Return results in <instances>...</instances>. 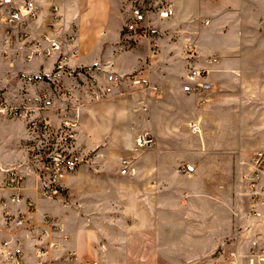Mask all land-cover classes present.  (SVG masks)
Instances as JSON below:
<instances>
[{"label":"rangeland","instance_id":"1","mask_svg":"<svg viewBox=\"0 0 264 264\" xmlns=\"http://www.w3.org/2000/svg\"><path fill=\"white\" fill-rule=\"evenodd\" d=\"M210 2L194 0V6L202 9ZM168 3L173 1L116 0L120 39L89 65L79 62L58 69L0 49V100L28 107L51 123L44 137L25 119L0 114V134L3 130L8 141L0 165L33 177L28 150L42 141H55L83 158L65 179L59 198L41 200L42 213L54 216L66 230L65 236L54 235L59 244L45 260L57 264L62 252L74 249L78 260L90 264H218L239 239L259 240L262 235L258 216L264 214V200L248 210L244 199L252 201L247 187L252 156L264 151V76L227 77L228 92L219 95L218 87L208 101L184 93L189 70L201 68L207 56L201 50L198 57L189 56L191 33L182 36L172 21L158 18V10ZM137 6L149 11L150 37L145 32L128 37L125 32ZM63 21L68 29L64 16ZM244 24L238 27L236 53L242 61L250 47ZM259 32L264 35V28ZM152 39L160 44L155 57ZM258 41L261 48L264 42ZM139 73L150 74L160 91L121 87L100 97L91 94L94 86L105 88ZM65 119L75 126L64 128ZM193 123L200 132H193ZM142 134L152 136L153 142L140 147L137 138ZM124 159L130 160L128 175L120 173ZM185 164L195 165V173L181 171ZM38 242L47 249L46 238L28 239L25 264H39ZM238 264H247L246 259Z\"/></svg>","mask_w":264,"mask_h":264},{"label":"built area","instance_id":"2","mask_svg":"<svg viewBox=\"0 0 264 264\" xmlns=\"http://www.w3.org/2000/svg\"><path fill=\"white\" fill-rule=\"evenodd\" d=\"M46 10L48 14L45 17ZM157 14L161 20L171 19L175 14L173 4L164 5ZM42 18V29L37 31ZM63 22L60 0H0L1 53L8 52L10 55L11 52H14L12 55L15 58L19 57L26 61L54 59L55 68L63 69L77 61L81 54L76 25L69 24L66 29L67 26ZM151 23L149 11L137 6L132 10L131 18L125 24V32L128 37L139 36L142 32L147 33L150 37ZM205 24H209V21L207 20ZM149 43L151 56L155 57L159 52L160 44L156 39L150 40ZM186 51L190 54L189 56H199V49L192 43L186 44ZM216 62L215 56H209L201 68L192 67L187 74L182 91L208 101L214 92L209 73ZM121 87L139 88L153 93H157L161 89L158 84L151 82L145 75L139 73L117 79L112 85L105 88L94 86L91 94L100 97L112 92L114 88ZM44 97L47 96L44 95ZM0 114L25 119L37 135L41 132L44 137V134H47L51 128L50 121L39 119L28 107L5 105L0 100ZM62 125L70 130L75 126V121L65 119ZM191 129L193 132H200L198 124H191ZM54 142L42 141L41 144H33L28 150L31 169L35 171L40 181V195L48 200L59 198L65 179L83 161L80 152L62 150L58 147L59 144H54ZM137 142L140 147H143L151 144L153 138L149 134H142L137 138ZM251 163L253 172L247 187L252 202L256 204V201L264 200V185L261 184V178L264 176V151H256L252 156ZM180 169L184 173L192 175L196 171V166L185 164ZM120 173L121 175L131 173L129 159L122 161ZM24 180V175L17 167L0 166V192L13 191L8 201L5 198L0 200V264H25V244L28 239L33 238L37 240L46 238L48 241L47 249L43 248V242L35 244L36 259L39 264H56L53 260H45L44 257L50 249H56L59 244L54 235H66L64 225L54 216L46 214L40 222V227L36 220L28 217L25 213H15L9 209L10 204L20 203H25L30 211L35 208V203L26 199L22 194ZM241 258H245L247 264H264V247L260 246L257 241H252L247 252L233 251L222 264H238ZM58 260L57 264H90L78 260L77 251L74 249L64 252Z\"/></svg>","mask_w":264,"mask_h":264},{"label":"crops","instance_id":"3","mask_svg":"<svg viewBox=\"0 0 264 264\" xmlns=\"http://www.w3.org/2000/svg\"><path fill=\"white\" fill-rule=\"evenodd\" d=\"M172 1L175 14L169 20L172 21V24L179 27L177 32L182 36H187L191 33V37L188 38L197 46L199 51L201 50L207 56L203 60V65L209 56L217 58L216 64L211 67L209 77L214 89L218 87L221 89L219 95L226 94L230 88V86L226 85L227 81L225 78L235 77L237 76L236 73H238V76L243 75L245 77L264 76V49L262 46L264 43L261 44V48L257 45L258 40L264 42V35L259 32L260 27L264 28V0H212L207 7L202 9L194 6V0ZM60 4L66 24H75L79 36L81 54L79 59L71 64L81 62L89 65L98 61L106 50L109 53L111 46L119 41L120 24L116 20V0H60ZM47 14L46 10L45 17ZM200 14L204 15V19L197 22L196 18ZM43 18L39 22L37 31L42 29ZM207 20L209 24H205ZM196 22L199 23V28L194 25ZM243 23H245V44L248 45L250 43V47L246 48L242 61L239 56H236V53L240 42L237 39L239 37L238 29L241 28ZM225 28H228V32L224 31ZM249 35L251 36L250 40ZM37 61L40 63H52V66L55 67L54 59L48 61L37 59ZM241 61L243 62V67H239ZM145 76L151 82L159 83L157 80H153L150 74H145ZM211 78L214 79L211 80ZM2 131L0 134V152L6 153L8 141ZM8 134H10L9 127ZM0 166L4 167L3 165ZM18 170L24 175L20 168ZM39 190L40 181L36 174L33 177H25L22 194L26 199L35 203L36 211H30L25 203L11 204L10 207L12 211L25 213L28 217L36 220L38 226L41 227L40 222L43 216L48 213H42L40 203L44 198L40 195ZM12 193V190L0 192V200L5 198L8 201ZM244 201V207L248 210L256 205L247 197H245ZM239 206L242 209L243 206ZM258 217L263 222L259 225L262 234L259 236L260 239H239L235 249L227 253V256L237 250L247 252L252 240L259 242L260 246L264 247V214L259 213ZM249 219H246L248 224L250 223ZM245 228L247 230L249 226ZM242 233L244 235L247 234L244 231ZM62 253L59 255L60 258L63 255ZM227 256L218 264H222Z\"/></svg>","mask_w":264,"mask_h":264}]
</instances>
